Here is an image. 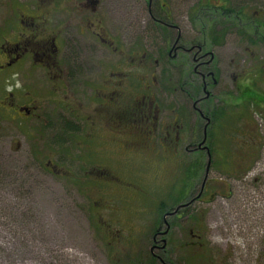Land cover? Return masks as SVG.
<instances>
[{
	"label": "rangeland",
	"instance_id": "rangeland-1",
	"mask_svg": "<svg viewBox=\"0 0 264 264\" xmlns=\"http://www.w3.org/2000/svg\"><path fill=\"white\" fill-rule=\"evenodd\" d=\"M119 1L129 7L136 3L137 32L130 24L118 23V27L109 18L104 26L108 35L120 33L124 45L134 43L137 47L133 64L127 57L134 51L129 46L122 48L124 66L127 61L136 69L127 74L129 80L122 92L133 101L144 95L155 100L156 122L150 127L138 119L135 131L136 136L152 130L147 144L151 146L146 152L129 149V153L115 154L108 131L102 134L105 148H98V153L64 144L51 148L50 140L56 133L44 128L51 125L49 119L13 121L0 109V264H150L153 223L181 200L187 213L180 230L170 228L167 240L173 244L178 241L171 246V261L178 258L173 254L175 246L192 241L203 249L196 252L193 247L188 264H198L204 258L209 261L216 255L232 256L229 264H258L252 252L261 241L264 248V196L259 195H264V111L233 99L239 96L240 78L247 88L264 95V40L260 37L264 28H259L264 10L260 0H151L154 9L160 1L167 3L169 23L177 27L172 33L180 34L179 45L188 48L196 40L206 43L202 53L210 55L197 63L205 65L213 55L211 67L217 72L218 84L207 89L212 100L211 105H202V120L194 116L179 87L199 82V74L211 68L194 72L191 66L197 63L191 59L192 52L186 58L181 53L170 58L165 55V37L153 31L145 17L147 0ZM227 1L234 9L244 8L249 28L221 15L232 9L231 5L224 6V11L212 6L213 2ZM112 6L113 14L116 5ZM162 13L158 11L159 19L164 18ZM211 30L215 33L207 35ZM73 33H77L75 27ZM37 106L38 115L50 117L51 105ZM205 107L220 110L221 116L209 115L211 111ZM175 115L182 117V127L180 152L173 154L162 150L161 134ZM45 120L47 125H43ZM195 127L200 137L204 127L207 134L200 154L182 149L190 143L196 145L195 132L190 133ZM128 128H124L123 139H127ZM94 144L96 140L90 145ZM49 158L64 169L49 175L44 165ZM224 161L228 164L222 165ZM35 162L42 164L43 171ZM242 162L249 164L248 169ZM98 163L106 164L107 169H100ZM10 174L15 177L8 190ZM204 178L208 183L212 179L225 181L236 191H229L226 197L223 186L213 185L220 197L195 202ZM189 230L201 235V240L191 239Z\"/></svg>",
	"mask_w": 264,
	"mask_h": 264
},
{
	"label": "flooded vegetation",
	"instance_id": "flooded-vegetation-1",
	"mask_svg": "<svg viewBox=\"0 0 264 264\" xmlns=\"http://www.w3.org/2000/svg\"><path fill=\"white\" fill-rule=\"evenodd\" d=\"M145 3L147 7L144 12L147 22L151 24L153 31L160 32L161 36L165 37L164 53L168 58L176 57L178 53L186 58L192 55V52L194 55L191 59L197 63L210 55L202 53L204 47L207 46L206 43L199 44L197 40L188 48L179 45L180 34L172 33L177 30V27L169 23L171 13L165 1H160L157 9L152 8L151 0ZM215 4L216 7H221L222 11H224V6L231 5L232 9L227 8L221 15L227 20L232 18L233 22L237 21L245 27L246 17L243 7L234 9L233 4L228 1L222 4L213 2L212 6ZM112 5H116L113 14ZM126 5L127 2L119 0H0V109L13 121L49 119L51 125L44 128L56 133V136L51 137V148L64 144L73 149L77 146L81 149L85 148L91 154L98 153V148L102 150L105 148L102 134L105 136V133L109 131V144L115 145V154L118 151L129 153V149H134L133 152L141 149L148 151L151 144H147L152 130L146 135L136 136L135 131L139 121L145 122L146 125L156 122L158 107L155 100L144 95L139 100L133 101L127 97L126 93L124 94V91L122 92L124 85L127 84L126 80H129L127 74L131 70H134L133 73L136 71L134 66H128V62L133 64L137 59V47L134 43L124 45L120 33H111L113 36L108 35L104 26L109 18L116 24H130L132 30L137 32L139 20L137 5L134 1L130 7ZM200 6L208 7L206 4ZM260 9L264 10V0H260ZM158 11L164 12L162 13L163 19L158 18ZM111 14L113 16L109 17ZM249 26L250 24H247L246 28ZM74 27L77 32L75 35ZM260 27L264 28V22L260 24ZM118 31L121 29L118 28ZM255 31L256 29H253V35L256 36ZM214 33L211 30L207 35L212 36ZM260 37L264 40V33L260 34ZM86 41L90 43L85 45ZM124 46H129L130 51H134L127 57L129 61H125V66L122 51ZM90 47L93 49L90 50ZM212 63L213 55L211 54L209 63L205 65L197 63L191 66V68L194 67V72L197 68L210 67L211 69L199 74V82L189 81L182 83L179 87L185 93L192 113L201 120L203 119L202 105H211L210 99L212 100V95L207 92V89L218 84L217 72L212 70ZM194 72L191 70V73ZM234 79L232 83L236 86ZM246 87L240 78L237 85L239 96L246 93ZM37 103L51 105L49 118L38 115ZM257 107L264 111V102ZM112 108L114 111L108 117ZM208 109L205 107V110L208 111ZM210 109L211 113L208 114L213 117L220 112L217 109ZM181 118L180 115H175L171 123L165 125V130L161 134L163 141L161 147L166 153L180 152L178 143L179 130L182 127ZM47 122L45 120L43 125H47ZM127 127H129L127 139L126 137L123 139L124 128ZM194 129L195 131L191 129L190 133L195 132L193 138L196 145L191 146L192 143H190L182 149L200 154L207 134L205 127L204 130L201 129V137L196 132V127ZM95 140L96 144L90 145ZM51 159L44 163L49 175L64 169L58 161ZM35 164L43 171L42 164L37 162ZM98 164L100 169H107L106 164ZM223 164L227 165L228 162L224 161ZM242 164L245 165V169H248L249 164L245 162ZM12 177L14 178L15 175L8 176V190L13 183ZM202 181L200 191L193 198L195 202L203 203L206 202V198L213 200L220 197V191L213 185L223 186L222 195L227 193L226 197L229 191H236L230 189L229 184L220 179H212L211 183H208L205 178ZM262 191L261 189L260 192ZM259 195L264 196L263 193ZM181 203L182 200L174 207V210L157 216L159 221L153 223L155 225H153L151 238L150 264H188L187 256L194 252L193 247L196 248V252L203 249L198 242L183 241L173 248V254L178 258L174 261L168 258L171 255V246L178 243L177 241L173 244L167 240L170 228L180 230L185 224L182 218L186 217L187 205ZM169 220L171 222H168ZM197 221L198 224L199 220ZM162 228H164L163 231ZM189 235L191 239L201 240V235L200 237L194 235L192 230H189ZM260 244L258 248L253 249L252 253L256 256L255 261L258 264H264V248ZM249 251L250 249L247 253ZM153 252L155 253L152 254ZM229 260L232 261V256L219 257L216 255L209 261H206V258L204 261L198 260V264H229Z\"/></svg>",
	"mask_w": 264,
	"mask_h": 264
},
{
	"label": "trees",
	"instance_id": "trees-1",
	"mask_svg": "<svg viewBox=\"0 0 264 264\" xmlns=\"http://www.w3.org/2000/svg\"><path fill=\"white\" fill-rule=\"evenodd\" d=\"M246 89V93H244V95H240L238 96V98L236 99L238 104H250L251 107H255L257 108V106L264 102V96L263 95H259L256 91L254 90H251L249 88H245ZM243 92H244V89H243ZM220 111V110H219ZM218 117L221 116V111L218 113ZM216 116V114H215ZM217 117V116H216ZM214 124H215V121H214Z\"/></svg>",
	"mask_w": 264,
	"mask_h": 264
}]
</instances>
